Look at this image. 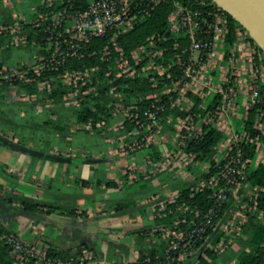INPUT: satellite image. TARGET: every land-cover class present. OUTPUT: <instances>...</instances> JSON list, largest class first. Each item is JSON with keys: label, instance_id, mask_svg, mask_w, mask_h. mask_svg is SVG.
<instances>
[{"label": "built area", "instance_id": "1", "mask_svg": "<svg viewBox=\"0 0 264 264\" xmlns=\"http://www.w3.org/2000/svg\"><path fill=\"white\" fill-rule=\"evenodd\" d=\"M11 1L4 0V6ZM81 1L77 5L72 0H40L42 9L33 10L36 19L30 25L40 33L38 40L31 43L38 44L41 56L30 64L22 62L20 67L0 66V85L33 83L46 72L61 70L56 79L71 89L63 98L78 107L79 97L98 95L91 78L98 66L76 69L68 67V62L83 58L90 40L111 34V47L107 45L100 50L99 57L103 63H113L107 66L106 77L112 85L109 94L116 100L107 103L104 111L121 117L113 141L117 148L110 155L126 162L123 174L130 183L172 173L175 166L188 164L194 158L192 151L185 153L191 143L219 136L200 180L188 189L189 201L201 194L203 200L211 203L205 212H200L198 203L191 205L183 200L178 189L170 197L161 194L148 201L154 218L162 216L167 205H173L180 214L189 212L192 216L190 220L176 222L177 231L159 230L169 239L166 261L157 257L156 264L191 261L198 254V242L215 227L222 208L249 187L247 169L252 159L246 147L254 145L255 163H264V143L259 134L253 133L264 131V56L238 23L231 31L233 41L226 45L229 14L213 0ZM168 1L172 6L168 23L170 35L175 36L173 44L165 45L164 35H152L126 55L116 38ZM11 15L14 23L0 26V35H11L8 45L20 47L28 41L23 29L25 20L19 19L23 20L21 26L18 15L12 12ZM53 79L39 81L37 89L49 93ZM123 79H147L153 83L154 90L146 94L147 105L142 109L136 101L127 104L123 100V92L114 85ZM173 112L178 114L175 130L163 135V120L172 122ZM252 114L253 131H250L247 126ZM81 125L88 131L93 129L91 120ZM159 136L165 141V153L133 159L139 151L151 149ZM129 159L132 162L128 163ZM137 173L139 178H135ZM246 209L247 205H242L237 212ZM0 242L8 248L14 264H102L89 250L66 260L50 257L49 247L44 243L30 244L14 233L0 232Z\"/></svg>", "mask_w": 264, "mask_h": 264}, {"label": "trees", "instance_id": "2", "mask_svg": "<svg viewBox=\"0 0 264 264\" xmlns=\"http://www.w3.org/2000/svg\"><path fill=\"white\" fill-rule=\"evenodd\" d=\"M72 1L77 5L82 2L81 0ZM171 9L172 6L171 2L169 1L166 3L159 4L151 12V15L149 17L138 22L132 30L119 35L116 38L115 42L126 55H129V53L133 49L143 44L146 39L152 35L166 36L167 41L165 45L171 46L175 39V36H171L169 33L168 15ZM229 20L230 34L226 40V45H230L233 41L234 36L231 31L234 25H238L237 22L230 15ZM13 23L14 20L12 19V15L9 10L6 9L3 13H0V26H8L12 25ZM23 29L24 33H27L28 42L38 40L40 33L37 28L32 27V25H24ZM9 40H11V35H0V48H2L1 53H3L4 55L6 54V57L4 56L3 60L0 61V66L6 63L7 56L10 54V45H4ZM110 40L111 34H108L102 38L90 40L87 44L88 48L84 57L81 59H72L68 62V67L71 66L76 69L91 68L98 66V69L91 74L93 85L96 86L98 95H88L79 97L80 101L78 107H69L67 101H65L63 98L71 89L64 86L60 80L56 79L57 74L60 73L61 70L54 72H46L41 76V78H38L33 83H18V85L22 87L23 91L35 95L37 94V84L39 81L45 80L46 78H54L51 81L50 92H43L41 98H48V102H50L52 106L57 108L55 110H52V113L56 115L55 121H52L51 123L47 124H51L52 129L58 135V138L61 141H65L67 137L71 136L70 121L73 116L76 117V124L86 123L91 120L93 123V128H95V125L101 120V115L107 114L104 111L105 105L111 101L116 100L109 94V90L112 85L109 83V79L106 77V68L109 64L113 65V63H103L100 61L99 57L100 50H102L107 45L111 47L112 44ZM152 84L153 83L147 79L143 81H140L139 79H123L118 80L114 83V85L119 86V90L123 92V100L127 104L129 102L136 101V103L140 106L141 109L143 108V106L147 105V102L145 101L146 94L154 90L152 88ZM8 86V83H3L2 85H0V88H6ZM140 100L142 101L138 102ZM206 106H209V104H207ZM167 114L168 113L165 114V117L167 116ZM172 114V122L166 123L165 119L163 120V135H170L175 130L178 114L177 112H173ZM253 119L254 116L252 114L250 116V119L248 120L247 126L250 131H253L251 129ZM253 133L256 135L259 134V140L264 143V131L260 133ZM218 138V135H214L210 136L208 139L202 140L198 144L191 143L185 149V153L190 151L193 152L194 158L190 161V163L193 161L204 159L205 156L211 151ZM167 145L170 148L172 147L170 143H168ZM246 151L249 157L252 159L251 165L247 169V181L249 183V187L243 189L237 198L231 199L222 208L221 212L216 218V224H218V226L220 227H223L233 219L234 214L240 209L242 205H247V209L243 210V216L245 221L239 223L238 225V233L235 236L234 245L226 247V249L222 253H215L212 247H205L206 238L211 237L214 234V229L209 230L205 234V236L198 242V248H203L202 252H204L208 256L209 260L205 261L202 256L197 254L196 257L191 260L190 264H193V260H195L196 258L199 259L198 264L214 263L218 258H220L222 264H264V191H260L261 188L264 189V163H255L254 145H248L246 147ZM191 171L194 173L195 169H191ZM189 185V183H182V185L178 187V191L181 192V194L183 195V200L189 202L188 204L191 205L194 202L198 203L200 212H205L209 205H211V203L203 200L201 194H197L194 199L189 201L187 199ZM1 190L2 186L0 185V192ZM252 193H256V196H251V198L249 195ZM0 199L8 204H11L13 202L10 198H3L0 196ZM13 203H16V206H18L19 209L30 213L39 212V207H45L43 204L34 201L33 199L24 197L15 198V201ZM130 206L131 204L118 205L116 207V210L119 211L122 209H127ZM174 209L175 207L173 205H167L160 221L162 220V223L170 225L171 221L174 218H183V214L176 212ZM184 215L188 220H190L192 217L189 212L184 213ZM156 219L157 218H155V220ZM180 227L185 228L187 226L181 225ZM0 232L9 233L6 232V230H4L1 225ZM222 234L223 233L220 232L218 234L213 235V246L219 243ZM82 248H84V246H80L79 251ZM164 250V247L163 250H160L159 248L148 249L146 253L140 254L137 261L128 264H156L158 260L165 262L166 258ZM48 254L50 257L60 258L63 260L69 259L70 257L77 255H70L60 249L50 248ZM0 264H14V260L9 255L8 248L2 242H0ZM180 264H184V262Z\"/></svg>", "mask_w": 264, "mask_h": 264}, {"label": "crops", "instance_id": "3", "mask_svg": "<svg viewBox=\"0 0 264 264\" xmlns=\"http://www.w3.org/2000/svg\"><path fill=\"white\" fill-rule=\"evenodd\" d=\"M70 131L73 133L72 130ZM55 138H58L56 133ZM6 139L19 143L15 134ZM71 141V137H67L65 149L54 144L46 151L32 148L29 144L22 146L43 153L78 159H97L99 162L94 164L58 163L0 145V171H4L7 176L11 175L21 185V187L6 188L3 180H0L2 186L0 196L10 198L13 202L17 197L29 198L45 206L39 207L40 211L34 213L39 217L38 221L20 215L15 217L22 218L23 228L30 229L28 243L42 242L50 249H60L70 255L89 250L103 264L117 263L116 261L108 263L106 258L109 257V251L114 255L124 248L120 243L123 236H132L130 238L134 240L135 247H132L134 249L130 254V260L121 264L135 262L140 254L146 253L148 249L163 250V243L159 245L156 240L161 236L159 230L162 224L159 219L162 216L155 220L156 217L154 218L148 203L160 191L153 189L155 186L152 184V179L137 181L143 184L141 191H146L142 202L135 201L134 205L131 202H125V197L121 194L122 189L137 183H130L128 177L123 174V166L126 162L118 157H112L110 153L113 149L108 151L106 159H101L88 151L89 155H75L69 145ZM106 142L112 143L107 140ZM69 151L73 153H68ZM100 164H106L108 171L99 172L97 167ZM114 170L115 172H112ZM159 188L162 189L163 186ZM255 195L256 193H252L249 196ZM66 202L73 205L64 207ZM125 204H131V206L116 210L118 205ZM119 213H126V215L120 216ZM125 218L138 227L123 230L122 222ZM244 221L243 216L242 222ZM43 227L52 228L50 237L40 235ZM18 235L21 237L20 234ZM85 238L89 242V247L81 243ZM80 246L84 248L79 251ZM113 255L111 254L112 257Z\"/></svg>", "mask_w": 264, "mask_h": 264}, {"label": "rangeland", "instance_id": "4", "mask_svg": "<svg viewBox=\"0 0 264 264\" xmlns=\"http://www.w3.org/2000/svg\"><path fill=\"white\" fill-rule=\"evenodd\" d=\"M4 0H0V13H3L6 9L12 13L18 15L17 21H19L22 26L24 19L26 25H30L36 17L33 15L34 9H42L40 6V0H12L8 5L4 6ZM6 8V9H5ZM22 17V18H19ZM34 27V26H32ZM27 35V33H25ZM17 38V36H15ZM12 41L9 40L4 45H8V43ZM11 47V46H10ZM2 52V51H1ZM6 54L0 53V61L3 60ZM41 56V51L38 44L33 45L31 42H26L24 45L20 47H11L10 54L7 56V61L3 65H10L12 67H20V64L23 63H32L34 60L39 59ZM9 86L6 88H0V132L1 137L7 138L12 134H15L19 139V143L21 145L29 144L32 148L36 149H44V151L48 150L50 146L57 144L60 148L65 149V141H61L59 138L58 141L55 138V132L51 127L52 121H55L56 115L52 113V110H55L54 106L48 102V98H41L43 90L37 89V94H32L23 91L22 87L18 84H8ZM14 96H16L14 98ZM17 99L16 101H11L9 99ZM69 107H75L71 103H67ZM76 117L73 116L71 118V139L70 147L73 149L75 155H96L99 158L106 159L108 157V151L114 148H117V144L114 143V138L117 133V124L121 122V117L114 116L111 114L101 115V120L92 131L86 130L81 124H76ZM73 126V129H72ZM108 142L112 143H107ZM213 148V147H212ZM35 150V149H32ZM83 150V151H82ZM212 150V149H211ZM89 153H88V152ZM148 151V152H147ZM167 151V147L165 145V141L159 136L151 149L139 151L135 155L136 161H138L143 155L149 154L156 156L161 155ZM41 152V151H39ZM211 152V151H210ZM205 156L202 160H197L198 164L196 165V161L193 163L190 161L188 164L184 163L177 165L173 168V172H166L158 177H154L151 181L155 186L153 189L159 191L156 195L163 194L166 197H170L173 193L176 192L179 186L182 183H195L201 178L202 170L204 171L205 163L207 162L208 155ZM73 153V152H68ZM128 163L132 162V159L127 161ZM118 164H116L117 166ZM195 165V166H194ZM99 172H107L108 167L106 164L98 165ZM191 169H195L194 173ZM112 172H115L112 171ZM176 177V178H174ZM135 178H139V174H135ZM0 180H3V185L6 188H14L19 185L17 179L12 178V176H7L4 171H0ZM129 181V180H128ZM142 182H137L131 186H125L121 194L125 197V202H131L133 205L136 204L135 201L142 202L145 198L146 191H141L143 189ZM159 186H163V188H159ZM54 192V191H53ZM21 198V197H18ZM15 205L14 203H12ZM73 205L72 203L66 202V206ZM136 207V206H135ZM243 211H239L234 214L233 219L230 221L229 226L220 227L218 224L215 225L214 234L223 233L219 243L215 246L212 245L213 235L211 237L206 238L205 247H212L215 253H222L226 247L233 246L235 236L238 233V225L243 221L242 217ZM119 215H126V213H119ZM118 215V216H119ZM163 215V214H162ZM123 216V217H124ZM158 218L159 215L157 216ZM183 218L176 217L174 218L170 225L162 223L161 220V229L160 231L172 229V231H177L176 222L186 219L183 214ZM160 220V219H159ZM156 224V223H155ZM153 224V225H155ZM0 225L6 232L20 234L21 238L26 242H30V229L23 228V219L22 218H9L4 219L0 217ZM187 226V225H186ZM122 229L126 228H135L138 226H134V224L130 223V221L125 218L122 222ZM187 227L183 228L186 229ZM117 230V229H115ZM40 235L42 237H50L52 235L51 227H43L40 231ZM132 237V236H130ZM129 236H123L120 240V243L123 244L124 248L120 249L118 254L113 255L111 251L108 252L109 257L106 258V262L111 263L116 261V264H121V262L130 260V254L133 251L132 247L134 246V240ZM168 237L165 233L161 234V236L157 237L158 244L164 245V254L168 249ZM143 244V243H142ZM132 250H131V249ZM203 248L198 249V255L202 256L205 261H208V256L202 252ZM228 253V251H227ZM113 255V257L111 256ZM193 264H198L199 259L196 258L193 260ZM191 262V261H190ZM103 264V263H102ZM210 264H222L220 258H218L214 263ZM235 264V263H233Z\"/></svg>", "mask_w": 264, "mask_h": 264}, {"label": "water", "instance_id": "5", "mask_svg": "<svg viewBox=\"0 0 264 264\" xmlns=\"http://www.w3.org/2000/svg\"><path fill=\"white\" fill-rule=\"evenodd\" d=\"M218 6L226 11L239 25L248 33L249 38L257 45L264 56V0H213ZM0 145L9 147L16 151L29 154L35 157H42L58 163L71 164H94L97 159H78L70 156H60L53 153H43L29 149L15 141L0 136ZM24 216L30 219L39 220L34 213L19 209L18 206L8 204L0 199V217L4 219ZM89 247V242L81 241ZM203 250V249H202ZM190 264V262L184 263Z\"/></svg>", "mask_w": 264, "mask_h": 264}]
</instances>
